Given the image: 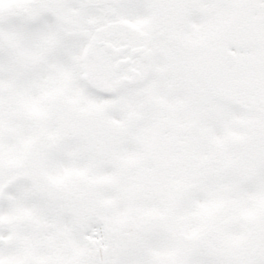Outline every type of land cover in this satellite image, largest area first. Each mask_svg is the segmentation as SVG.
I'll return each instance as SVG.
<instances>
[{"label": "snow or ice", "instance_id": "1", "mask_svg": "<svg viewBox=\"0 0 264 264\" xmlns=\"http://www.w3.org/2000/svg\"><path fill=\"white\" fill-rule=\"evenodd\" d=\"M0 264H264V0H0Z\"/></svg>", "mask_w": 264, "mask_h": 264}]
</instances>
